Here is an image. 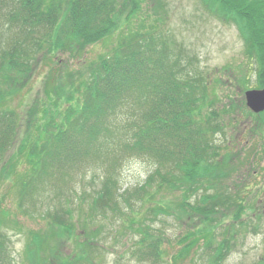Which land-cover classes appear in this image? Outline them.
Wrapping results in <instances>:
<instances>
[{"label":"trees","instance_id":"obj_1","mask_svg":"<svg viewBox=\"0 0 264 264\" xmlns=\"http://www.w3.org/2000/svg\"><path fill=\"white\" fill-rule=\"evenodd\" d=\"M151 1L150 6L146 0H0V164L17 138L20 124L19 113L6 105L17 94L20 82L30 77L40 55L73 57L109 37L123 19L127 25L139 22L138 30L123 34L113 51L91 66L87 78L81 73L82 80L76 83L71 73L67 85L60 86L63 81H58L47 90L46 97L55 109L44 100L40 122L34 124L35 132L30 130L32 140L22 142L30 172L24 178L19 176L20 192L41 186L56 174H86L107 153L114 155L116 163L136 157L155 165L144 185L128 197H118L113 189L117 181L111 176V165L101 187L92 192L90 214L80 234H76L79 214L73 208L74 199L66 197L63 206L46 216L53 218L50 230L34 233L25 264H101L95 258L100 249L98 232L89 230L88 220L112 211L120 212L119 216L131 211L133 216L131 198L140 202L137 208L152 203L154 217L174 212L178 219L196 218L202 223L201 230L195 228L180 238L174 264L197 248L212 252L209 264H222L236 248L234 234L239 233L231 227L245 228L244 234L258 232L260 225L241 220L244 208L240 199L227 200L211 191L220 177L229 176L221 165L228 163L218 161L223 151L212 137L223 127H238L232 117L227 126V117L218 120L220 114H231L232 105L213 108L203 74L192 65L184 66L180 56L172 53L170 37L158 26L167 0ZM201 1L213 15L240 24L249 54L264 48V0ZM145 18H152V23L145 25ZM165 194L170 198L157 199ZM121 204L126 205L124 209ZM228 214H233L235 223L217 241L214 230L221 225L220 216ZM8 217L0 210V264H15L9 238L2 230ZM131 219V228L140 235L133 256L139 255L142 263L171 264L165 259L168 253L154 224H135L134 217ZM66 236L76 242L70 249ZM255 264H264V256Z\"/></svg>","mask_w":264,"mask_h":264},{"label":"rangeland","instance_id":"obj_2","mask_svg":"<svg viewBox=\"0 0 264 264\" xmlns=\"http://www.w3.org/2000/svg\"><path fill=\"white\" fill-rule=\"evenodd\" d=\"M146 3L151 6L152 1L146 0ZM144 9L147 12V7ZM162 15L163 19L158 26L170 37L172 53L180 56L185 67L192 65L201 76L203 74L212 95L210 99L214 102L213 108L215 106L223 109L224 106L232 105L231 115L230 111L228 115L222 112L218 120L227 117L224 123L226 126L231 124L229 123L231 117L237 123L242 121L241 124H237L239 130L232 131L234 126L223 127L212 137L214 145L220 146L219 150L222 149V154L227 155L223 161L219 160V156L218 161L226 163L231 160L232 163L228 166L221 164L225 172H229V176L220 177L219 185L211 191L219 193L225 199H240L244 208L241 220H249L260 227L257 233L249 231L244 234L245 228L231 227L235 223L233 214L225 217L221 215V225L214 230V234L215 240L220 241L223 236H226L228 227L239 233L234 234V239L237 240L236 248H233L232 253L227 255L222 264H255L264 256V200L254 198V194L260 191L258 189L260 186L253 182L254 176L250 167L242 162L247 156V151L253 150L252 145L256 144V141H253L255 137L249 133L253 125L249 121L252 119L247 114L249 110L246 104L243 105V103L247 90L259 88L260 84L264 85V48L252 50L249 54L240 24L226 20L225 17L219 18L213 15L201 0H167L166 9ZM155 17L157 16L152 18ZM152 18H145V25L152 23ZM138 24L139 22H132L127 25L123 19L119 28L109 37L88 46L83 51H77L73 57L65 53H58L57 58L43 57L41 54L30 77L20 82L17 94L7 103L6 106L15 109L20 116L17 138L9 149L6 161L0 164V210L9 215L8 224L2 225V230L9 238L8 249L15 264H25L26 251L34 233L50 230V222L53 218L46 216L54 214L55 208L65 204L66 197L70 196V199H74L73 208L76 209V215L79 214L75 217L76 234H80L84 230V221L90 214L92 192L101 187V182L108 170L111 172V168L114 169L111 176H114L117 181L113 189L118 197L121 195L128 197L134 190L144 185L148 176L155 170V165L148 160L131 157L116 163L113 161L114 155L107 153L103 156V162H98L100 164L97 168L88 170L86 174L76 176L56 174L53 178H48L41 186L33 185L30 190L20 192L19 176L23 175L24 178L30 172V166L22 151V142L25 139L29 142L32 140L30 130L31 128L34 130V124L40 122V117L43 115V101L47 100L55 109L46 97L48 91L58 81H63L59 84L60 86L67 85L71 73L76 83L82 80L79 78L81 73L87 78L91 66L102 56L110 54L123 34L130 30H138ZM47 83L49 86L46 85ZM246 127L249 131H243ZM257 143L261 145V141L257 140ZM254 149L264 152V143L260 148L256 145ZM235 154H239V157H234ZM262 159L261 164H264V157ZM247 182L248 187L241 188L242 183L247 184ZM173 197L176 196L173 195ZM166 198H170V194L168 196L165 194V198L157 197L158 200H166ZM130 204L132 209L135 208L133 216L131 211H127L125 216L123 214L119 216L120 212L118 214L112 211L101 217L96 214L95 220H88L87 224L91 226L89 230L95 229L98 232L97 240L100 249L99 255H95V258L101 264H150L139 262V255L133 256L138 247L136 243L140 235L133 229L134 227L131 228L132 217L136 221L135 224L141 221H144V225L154 224V227L158 229L157 235L163 240L162 247L168 253L165 259L171 264H174L173 256L180 250L178 245L180 238L193 232L195 228L202 229V223L200 225L196 218L195 220L186 217L178 219L177 213L174 212L171 215L158 213L156 217L152 216L150 202H146L142 208H137L140 202L131 198ZM78 205L81 206L80 210ZM125 206L121 204L120 208L124 209ZM68 238L67 245L70 249L76 242L71 243V237H65L66 240ZM204 238L206 237L202 240ZM211 253L208 249L197 248L180 261V264H209L208 256Z\"/></svg>","mask_w":264,"mask_h":264},{"label":"flooded vegetation","instance_id":"obj_3","mask_svg":"<svg viewBox=\"0 0 264 264\" xmlns=\"http://www.w3.org/2000/svg\"><path fill=\"white\" fill-rule=\"evenodd\" d=\"M247 114L252 119L249 122L253 125L250 128V131L248 130L247 127L243 131H249V133L255 137L254 138L255 140H253V141H256V144L252 145L253 150L250 149L247 151V156L243 158L244 160L242 162H244L245 164H247V166L250 167V170L252 171L253 176H254L253 182H256L260 186L258 188L260 191H258L254 194L255 195L254 198L264 200V185H262V183L264 182L263 181L264 180V173H263L264 171L262 172V170H264V164H261V162L263 160L262 157H264V152H260V151L258 152L257 150L254 149V147L256 148V145L260 148V146L264 143V133H263V131H264V111L260 112V113H255L249 109ZM260 120H262L263 122L261 123ZM241 122L237 123V121L233 120V124H236V125L241 124ZM231 130L237 131V130H239V127H235L234 129L232 128ZM257 138H259V139H257ZM257 140L261 141V145H259L257 143ZM250 144H251V142H250ZM226 157H227V155H222L221 160L223 161L224 159H226ZM234 157H239V154H235ZM226 162L228 164L232 163L231 160L226 161ZM261 172H262V174H260ZM247 185H249L248 182H247V184L242 183L241 188H246V187H248ZM252 186H254L253 183H252ZM259 194H262V195L259 196ZM254 216L257 217L256 215H254Z\"/></svg>","mask_w":264,"mask_h":264},{"label":"water","instance_id":"obj_4","mask_svg":"<svg viewBox=\"0 0 264 264\" xmlns=\"http://www.w3.org/2000/svg\"><path fill=\"white\" fill-rule=\"evenodd\" d=\"M248 107L256 112L264 111V88L262 90H249L245 94Z\"/></svg>","mask_w":264,"mask_h":264}]
</instances>
